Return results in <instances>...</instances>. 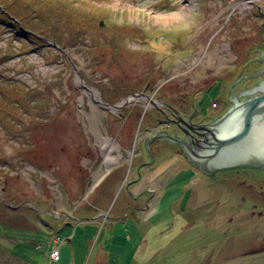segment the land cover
Segmentation results:
<instances>
[{
    "label": "rangeland",
    "instance_id": "374dc122",
    "mask_svg": "<svg viewBox=\"0 0 264 264\" xmlns=\"http://www.w3.org/2000/svg\"><path fill=\"white\" fill-rule=\"evenodd\" d=\"M24 1L84 5L90 21L69 37L37 12L34 35L0 10V264H264V168L205 177L158 140L130 188L159 116L140 98L109 114L99 103L145 95L190 112L184 100L226 89L262 46L263 1ZM147 189L152 201L132 200ZM61 217L54 262L45 236Z\"/></svg>",
    "mask_w": 264,
    "mask_h": 264
},
{
    "label": "flooded vegetation",
    "instance_id": "af4514ba",
    "mask_svg": "<svg viewBox=\"0 0 264 264\" xmlns=\"http://www.w3.org/2000/svg\"><path fill=\"white\" fill-rule=\"evenodd\" d=\"M263 10H264V7H263ZM262 14L264 15V13ZM255 17H261L262 19L261 27L264 29V17H262L259 13L255 14ZM261 38H263L262 46L254 48V50H252L251 52L255 56L253 58H250L244 64L246 65V67L242 69V71L239 70L236 73L234 79L231 80L232 84H230L226 89L221 87L220 90L218 91L217 96L219 98L217 99L218 100L217 104L219 107V111L218 109L216 110L209 109V107L207 106L203 108L202 105L200 104L202 100L204 103V100L206 99V95H205L206 90H204L203 92L204 95H201L197 98H191V99L189 98V100H184L185 104H182V105H186L188 109L191 108L190 112L187 110L179 111L178 109L167 104L166 102H161L158 97H151L149 100H145L144 98L139 99V100L146 102V105L149 104V106H151L154 109V111L159 116V118L155 119L156 121L155 124L156 126L161 125L163 129L156 131L151 137L145 138V140H143L142 142L143 147L141 148L142 155L139 154L140 156L138 157H142V156L147 157L148 161L140 162L139 164L135 166V169H134L135 178L126 182L125 183L126 186L131 188L133 184H136L135 182L139 183L140 179L142 178V173H143L142 171L145 168H149V169L152 167L154 168V164H152L151 162V160L153 161L152 159L153 156L150 153L151 152L150 148L153 147L154 144L158 140H165L164 138L160 136L166 135L174 139L187 142L190 144L193 150H197L199 149L201 143L204 142L205 139L207 138V135H206L207 129L209 128V126L213 125L212 123L220 119L222 115L225 114V112H227L228 109L234 106V104H239L241 102L243 103L247 99L249 98L252 99L254 96L260 94L258 90L260 88V85L264 82V63L263 65H260V64H259L260 66L258 65L259 62L262 63L264 61V37H261ZM245 71L249 73L244 74ZM233 81H235L234 84H233ZM83 87L85 86L83 85ZM219 99H221V101ZM111 101L112 100H109V102H105L102 99L99 100V103L101 102L103 105L106 106L104 107L100 103L104 107L103 108L104 111L108 112V114H109V110L113 109L112 107L117 105V103L113 104ZM81 103L84 104L83 100H81ZM154 137H157V138L152 141ZM134 139H137L136 136ZM165 141H168V140H165ZM172 144L175 145L178 151L183 155V157H185L187 162L191 164L186 157L185 150L182 147H180L179 144H175V143H172ZM160 152H162V148L156 149V155L160 154ZM191 166L194 167L193 164H191ZM194 168L202 176H205V177H213L218 172L216 171L213 174H205L204 172L200 171L198 168L196 167ZM247 168H257V167H247ZM104 181L105 180L101 181V184ZM156 191L155 189L154 190L147 189V190H143V192L138 193L136 195L132 193L131 198L133 201H136V200L142 199L143 197H146L148 194L149 196L146 199H150L152 201V199H154L157 195ZM60 219H62V217ZM62 221L64 223L62 224L63 226L68 225L67 223L64 222L63 219Z\"/></svg>",
    "mask_w": 264,
    "mask_h": 264
},
{
    "label": "water",
    "instance_id": "95a60500",
    "mask_svg": "<svg viewBox=\"0 0 264 264\" xmlns=\"http://www.w3.org/2000/svg\"><path fill=\"white\" fill-rule=\"evenodd\" d=\"M78 78L83 84L82 79ZM85 88L89 89L87 86ZM88 91L91 92L90 89ZM258 91L260 94L243 103L234 104L212 123L207 129V138L197 150H193L187 142L166 135L160 137L179 144L185 150L188 161L205 174L244 166L264 168V82ZM131 98L149 100L147 96L133 95L112 108L118 109Z\"/></svg>",
    "mask_w": 264,
    "mask_h": 264
},
{
    "label": "trees",
    "instance_id": "16d2710c",
    "mask_svg": "<svg viewBox=\"0 0 264 264\" xmlns=\"http://www.w3.org/2000/svg\"><path fill=\"white\" fill-rule=\"evenodd\" d=\"M38 1H35V2H26L24 0H0V10L1 11H4L5 15L7 16L6 19H9L13 22V25H18L19 30H21L22 32H31L33 33L34 35H36L32 29H30V27H32L34 24H36L38 18H37V12H40L42 15L44 14L45 16H42V17H45L47 18V21H44V20H38L40 23L42 24H46L47 25H57L60 27V28H63L64 32L65 33L64 35H67L70 37V35H75L77 36L79 33H77V28L78 26H76V22H78V20H82L80 21V24L81 25V28L83 30H86L85 28H83L84 24L88 23L90 20H89V17L88 15H86L87 13V7H84V5H79V7H72L70 9H68V7H62L60 8V11L58 9H52V6H51V3H49L48 1H45L44 2V5H46L44 8H46V10L44 8H40V7H36L35 5L33 4H37ZM39 2H41L39 0ZM74 5H78L77 4H74ZM83 7V8H81ZM82 9H85L84 12H82L83 10ZM61 10H66V11H61ZM68 10H69V13H68ZM73 10V11H71ZM22 12L25 14L26 18L28 17V15L30 14V17L31 19L30 20H27V22L29 23V26L28 27H25L24 24L22 22L19 21V19L15 18L14 17V14H22ZM75 13V14H74ZM28 17V19L30 18ZM83 19H87L89 21H83ZM93 21H96L97 25L99 26H102L101 24L103 23L102 22V17H100V19H94ZM16 23V24H15ZM53 27H56V26H53ZM103 28V26L101 27ZM54 29V28H52ZM58 29V28H57ZM49 31V30H47ZM89 33V32H88ZM87 33V34H88ZM217 87H215V85H213V87L209 88L208 89V93L206 95V98L207 99H211L210 100V105L208 106L209 108L211 107V105L213 104V102H216V100L218 99V96H217V93H212L214 92V90L216 89ZM215 94V96L213 95ZM121 95H123L121 93ZM214 96L215 98L212 99L211 96ZM109 100H112L111 102L114 104L117 102V99H110L108 98L107 96L104 95V98H103V101L105 102H109ZM9 204H7L6 206L8 207ZM68 225H65L63 226L62 224L60 225V227L58 226V230L57 229H52V230H49V232L47 231V235L45 236V240L47 243H50L52 241V237L53 235H50L53 233V231H55L56 235L59 234V230H62L64 227H67ZM40 246V245H39Z\"/></svg>",
    "mask_w": 264,
    "mask_h": 264
},
{
    "label": "crops",
    "instance_id": "0c3cea01",
    "mask_svg": "<svg viewBox=\"0 0 264 264\" xmlns=\"http://www.w3.org/2000/svg\"><path fill=\"white\" fill-rule=\"evenodd\" d=\"M256 1H263V4H264V0H256ZM50 235H53V237H52V241L49 243V247H47L46 248V251H47V253H48V255H47V253H46V251H45V253L43 254V256H42V258L43 257H50L49 255H50V253H51V251H53V250H55L56 248L58 249V247H57V244L55 243V242H57V243H59L60 242V240H61V238L58 236V235H56V233H55V231H53V233L52 234H50ZM70 239V238H69ZM69 239H67L68 241H69ZM68 241H66V242H68ZM59 252V251H58ZM53 254V253H52ZM52 256V255H51ZM59 256H60V254H59ZM50 260L52 259V258H49ZM53 260V259H52ZM51 260V261H52ZM54 261V260H53ZM58 261H60V258H59V260ZM58 261H54V262H58Z\"/></svg>",
    "mask_w": 264,
    "mask_h": 264
},
{
    "label": "bare ground",
    "instance_id": "6f19581e",
    "mask_svg": "<svg viewBox=\"0 0 264 264\" xmlns=\"http://www.w3.org/2000/svg\"><path fill=\"white\" fill-rule=\"evenodd\" d=\"M91 110H92V114L95 113L93 106H91ZM106 145H107V143L102 142L101 147H102V150L104 149V157H105V159L107 158V161H108L110 154H109V150H108L109 148H108V146L106 147Z\"/></svg>",
    "mask_w": 264,
    "mask_h": 264
},
{
    "label": "built area",
    "instance_id": "2783aa9c",
    "mask_svg": "<svg viewBox=\"0 0 264 264\" xmlns=\"http://www.w3.org/2000/svg\"><path fill=\"white\" fill-rule=\"evenodd\" d=\"M52 256L55 257L54 261H58L60 258L58 251L53 252Z\"/></svg>",
    "mask_w": 264,
    "mask_h": 264
}]
</instances>
